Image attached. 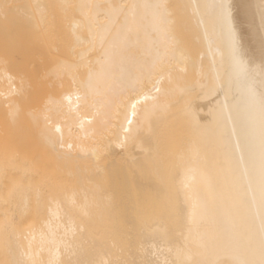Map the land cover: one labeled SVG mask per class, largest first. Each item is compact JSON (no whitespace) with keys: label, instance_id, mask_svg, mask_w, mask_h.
<instances>
[{"label":"bare ground","instance_id":"obj_1","mask_svg":"<svg viewBox=\"0 0 264 264\" xmlns=\"http://www.w3.org/2000/svg\"><path fill=\"white\" fill-rule=\"evenodd\" d=\"M219 2L0 0L8 264H261L259 111L225 108ZM228 2L258 65L261 0Z\"/></svg>","mask_w":264,"mask_h":264},{"label":"snow or ice","instance_id":"obj_2","mask_svg":"<svg viewBox=\"0 0 264 264\" xmlns=\"http://www.w3.org/2000/svg\"><path fill=\"white\" fill-rule=\"evenodd\" d=\"M193 7L197 8V6ZM214 7L218 9L215 22L228 38L230 71L227 74L226 85H221L225 93V108L229 106L228 97L230 95H232L233 100H235L234 89L245 99L246 111L253 112L258 108L262 173H264V0H261L262 11L260 26L258 30H254V35L259 43L260 62L258 65L256 64V50L254 45L245 47L240 43L232 21V5L228 0H220ZM173 24L182 26L180 20H174ZM156 91H159V89L157 88ZM145 99H147V97H145ZM232 107L235 109L236 115L238 116L240 109L239 104L234 103ZM133 108H135V105H133ZM233 118V112L229 111L226 119L232 121ZM129 123H131V121H129ZM249 126V122L245 121V129ZM232 131L234 133L235 130L233 129ZM223 136L227 144L229 141L227 129L223 130ZM193 216H195V208ZM260 241L262 251H264V214H262L260 218ZM233 243L237 246L240 244V240L235 233H233ZM193 264H219V262L200 260L193 262ZM235 264H248V262L236 261ZM261 264H264V260L261 261Z\"/></svg>","mask_w":264,"mask_h":264},{"label":"rangeland","instance_id":"obj_3","mask_svg":"<svg viewBox=\"0 0 264 264\" xmlns=\"http://www.w3.org/2000/svg\"><path fill=\"white\" fill-rule=\"evenodd\" d=\"M0 248H2V246H0ZM0 264H8V259L2 254H0Z\"/></svg>","mask_w":264,"mask_h":264}]
</instances>
